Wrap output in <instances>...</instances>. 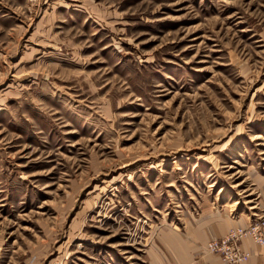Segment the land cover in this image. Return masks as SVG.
Here are the masks:
<instances>
[{"label":"rangeland","instance_id":"1","mask_svg":"<svg viewBox=\"0 0 264 264\" xmlns=\"http://www.w3.org/2000/svg\"><path fill=\"white\" fill-rule=\"evenodd\" d=\"M185 253L264 264V0H0V264Z\"/></svg>","mask_w":264,"mask_h":264},{"label":"built area","instance_id":"2","mask_svg":"<svg viewBox=\"0 0 264 264\" xmlns=\"http://www.w3.org/2000/svg\"><path fill=\"white\" fill-rule=\"evenodd\" d=\"M221 244H222L223 246L219 245V243H217V242H215V243H210L208 249L210 248V249H211V252H212V251L217 252V251H219L220 249H225V247H226V242H225L224 240H222Z\"/></svg>","mask_w":264,"mask_h":264},{"label":"crops","instance_id":"3","mask_svg":"<svg viewBox=\"0 0 264 264\" xmlns=\"http://www.w3.org/2000/svg\"><path fill=\"white\" fill-rule=\"evenodd\" d=\"M172 235H170L169 237L170 238H172L171 237ZM176 238H177V236H176ZM199 240L201 241V239L199 238ZM174 246V245H173ZM175 247V246H174ZM176 249V248H175ZM177 251V250H176ZM186 253H185V255L183 256L184 258H183V260H181L183 263H185V264H189L190 262H191V258L189 257V256H186ZM216 264H219V263H216Z\"/></svg>","mask_w":264,"mask_h":264}]
</instances>
